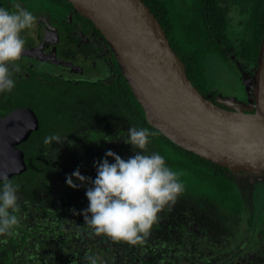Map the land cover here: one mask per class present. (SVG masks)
<instances>
[{"label":"flooded vegetation","instance_id":"flooded-vegetation-1","mask_svg":"<svg viewBox=\"0 0 264 264\" xmlns=\"http://www.w3.org/2000/svg\"><path fill=\"white\" fill-rule=\"evenodd\" d=\"M17 3L30 10L36 20L31 29L22 33L26 43L21 59L17 62L19 72L14 71L16 84L11 92L0 94V116L19 108L31 109L38 119L39 127L32 131L30 136L39 130L41 118L52 119L53 116H58L63 132L61 139L72 142L66 145L68 152L84 155L88 148L95 150L102 147L104 155L101 158H104L108 150L119 156L125 155L130 148L124 147L120 151L119 143H124V139L127 138L124 126H128L125 123L121 124L120 119H116L109 89H113L126 79L107 39L90 19L81 15L67 0H0V7L14 11ZM263 14L264 6L259 8L251 0H174V18L177 25L180 24L181 27L183 22H186L183 27L188 29L192 22L203 27L202 35L193 40V51L202 50L203 74L209 87L206 96L222 107L229 108L222 104L224 97L238 99L237 95L243 97L245 94L242 91L237 94L235 91L237 87L231 83L230 92L222 89L226 78L236 80L233 75L237 72H243L249 79L248 94L253 97L252 77L257 66L258 54L254 59L246 49L249 45H245L244 42L248 44L256 38L259 33L258 25H261L258 20H263ZM180 27L177 26L174 30V47L177 48H182L180 40L184 30ZM259 48L260 45L258 53ZM180 52L182 51L178 50V53H175L186 67ZM95 122H99V125L94 126ZM108 126L114 130H105ZM89 131H96L99 134L91 141L88 137ZM30 136L17 145L24 152V156L25 150L32 147L28 143ZM38 144L37 147H42L45 151L50 148V144L44 142L42 145ZM101 158L89 161L88 166L92 161L96 162ZM89 167L92 172H96L95 167ZM87 177H91V174L88 173ZM240 177L249 178L255 183H264V173L242 174L238 178ZM62 184L65 185V182ZM239 192L242 197V209L245 207L247 212L250 208L252 211L257 210L255 216L253 213L248 215L252 218L253 224L249 236L244 238V240L248 237L257 238L255 248L248 254L250 262V259H255L262 251L259 248L264 243L261 244L260 241V239L264 241V230L260 229L263 223L259 221L261 211L264 209V189L254 193L253 197L250 195L251 189ZM18 193L20 199L22 198L20 211L24 213L22 206L25 204V198L21 190H18ZM242 216L241 214L239 223L244 224L247 218L244 220ZM21 221L19 218L16 229V233L21 232L19 238L15 236L16 233L13 236H0L1 254L5 255L6 250L11 253L7 260L5 259L6 263L0 261V264H14L12 257L16 252L26 251L28 244L33 246L32 239L35 241L40 239L28 236L24 240L23 232L19 228L22 225ZM26 256L29 257L28 254ZM26 256H23V260L27 258ZM62 256H66L65 253L59 254L60 258ZM258 260L264 262V258Z\"/></svg>","mask_w":264,"mask_h":264},{"label":"trees","instance_id":"trees-1","mask_svg":"<svg viewBox=\"0 0 264 264\" xmlns=\"http://www.w3.org/2000/svg\"><path fill=\"white\" fill-rule=\"evenodd\" d=\"M143 1L158 18L173 50L176 53H178V50L182 51L180 52L181 57L186 64V72L193 85L199 92L207 95L209 87L206 84V79L203 74L204 64L202 62V50L193 51V40L202 35L203 27L192 22L188 29L187 27H183L186 22H183L181 27L180 24L177 25L176 19L174 18V0ZM251 1L253 4H257L259 8L264 6V0ZM258 23L261 25H258L259 33L255 36L256 38H253L248 44L244 42L245 45H249L246 49L250 51V55L254 56V59L258 54V47L263 33L264 14L263 20H258ZM177 26L183 28L184 31L187 29L185 32L183 31L181 36L182 39L180 41L182 43V48L174 47V30ZM186 39L188 41H185ZM122 79L121 77V80ZM109 95L113 98L112 102L114 104L113 110L115 112V117L116 119H120L122 122L121 124L125 123L128 128H148L151 132L155 133L154 136L149 137V143L144 150L145 153L152 154L155 152L164 156L168 166L178 174L184 186V191L176 201L179 202L178 199L181 197L187 199L189 203H192L193 210H190L192 213L193 211L206 212L210 210L212 214H215L217 219H219L217 225L213 222L209 223L207 227L202 228V231L203 233H207L208 236L206 237L213 239L215 244H219L222 247L227 246L230 240L233 241L232 235L236 232L233 228L234 226H239L238 223L242 214V197L239 192L237 180L242 174H250L246 172L233 173L225 167L219 166L192 152L182 149L166 138L159 130L147 123L142 107L135 99L131 88L124 79L120 84L117 86L115 85L113 89H109ZM249 111L252 112L253 109H249ZM50 120L52 121L49 122ZM61 133L63 132L60 128L58 116H53L52 119H50V117L46 119L41 118L39 130L34 132L28 140V143L32 147L25 150L27 169L23 173L15 175L10 179L19 186V190L22 191L23 197L25 198V204L23 203L24 205L22 206L23 212L29 211V205H34L35 209L46 219L55 220V228L58 229L59 240L66 244L68 251L73 249L75 255L81 260V264H90L89 257H86L88 254H91V257L97 260V264L101 263L102 258L106 260L104 264H110V254L113 258L112 260H114L111 264H194L191 260L188 262L179 255L174 257L172 254V250H174L173 245L176 244L173 240V231L176 228H181L183 230L185 225L182 221L177 222V224L174 222L176 212L171 210L170 205L164 207L158 213V220L152 226L149 234L144 237L141 242L133 245L124 241L113 240L103 234H95L81 214L88 206L86 201L72 202L67 201L64 197L62 199L53 198L52 195H43V198L40 197L39 194L41 192L50 194L47 190L48 188L43 189V187L49 186V171L51 166H49L48 158L44 155V150L38 148L37 144H43L46 136H61ZM97 134L99 133L96 131H89V140L92 141L95 139ZM119 147L120 151L124 147H129L131 152L137 151V149H133L132 151L130 145L122 142L119 143ZM94 162L95 161H92L89 166L94 167ZM62 182H64V180H62ZM262 186L264 189V183ZM186 204L187 203H181V205L184 206H186ZM70 210H72V212H69ZM27 221L28 220H22L20 224H23L24 227H20L21 225L19 226L23 232L24 240L28 236H34L36 239L41 237V235L45 237L51 232L46 224H36L29 229L28 225L25 226ZM259 221L263 223L260 229L264 230V209L261 211ZM252 224V218L247 217L243 224V226L246 227L244 229L243 227L240 228L246 233L245 235L249 236ZM218 225L220 229L226 231V234L231 235L230 239L229 237L227 238V243H225L226 241H220L221 238H217L216 234L221 233ZM94 237L95 239L98 238V242L93 241ZM233 237H235V235H233ZM217 239L219 242H217ZM256 240V237L253 239L250 238V244L245 247V250L251 252L257 244L255 242ZM252 241L254 243H252ZM260 241L261 244L264 242L261 239ZM111 244L116 246L113 245V251ZM179 245L183 250L186 247V241L180 240ZM82 246L83 250L81 249ZM263 246L259 248V250L262 249L259 253L261 255L257 254L255 259L264 258ZM193 247L191 250H194ZM233 247L235 248L236 246L233 245L232 248ZM1 253L2 251L0 250V261L6 263L7 256L11 253L9 250L4 251L5 255ZM54 254L55 259H57L56 264H60L61 262L65 264L64 256H62V259V257H59V254ZM255 259H250V262H255ZM52 262H54V260ZM72 262L75 263V259H71L70 262L67 260L69 264Z\"/></svg>","mask_w":264,"mask_h":264},{"label":"water","instance_id":"water-1","mask_svg":"<svg viewBox=\"0 0 264 264\" xmlns=\"http://www.w3.org/2000/svg\"><path fill=\"white\" fill-rule=\"evenodd\" d=\"M67 1L107 39L149 125L182 149L233 173H264V32L250 112L222 107L199 92L143 0ZM38 127L29 108L0 116V176L10 179L27 169L17 145Z\"/></svg>","mask_w":264,"mask_h":264},{"label":"clouds","instance_id":"clouds-1","mask_svg":"<svg viewBox=\"0 0 264 264\" xmlns=\"http://www.w3.org/2000/svg\"><path fill=\"white\" fill-rule=\"evenodd\" d=\"M34 14L17 3L15 10L0 7V94L15 87L14 71L19 72L18 61L25 48L22 33L35 24ZM148 128L129 127L124 143L137 149L127 160L111 150L94 162V179L81 175L76 169L66 177V184L77 189L90 184L85 196L88 206L82 211L92 231L113 240L137 244L146 237L158 220V213L174 204L184 191L178 174L159 153L146 154ZM59 135L44 138L45 144L60 143ZM111 158L114 162L110 163ZM19 186L7 175L0 176V236H13L19 224ZM90 264H97L94 257Z\"/></svg>","mask_w":264,"mask_h":264},{"label":"rangeland","instance_id":"rangeland-1","mask_svg":"<svg viewBox=\"0 0 264 264\" xmlns=\"http://www.w3.org/2000/svg\"><path fill=\"white\" fill-rule=\"evenodd\" d=\"M233 77L236 80L232 81L230 78H226L225 81L226 83L222 84V89L226 90V92H230V90L232 89L230 85L232 84L233 86L237 87V90L235 89L237 94H239V92L241 91L245 92L243 96L245 98H243L242 95H237L238 99L236 97L234 98L224 97L225 99L222 100L223 101L222 104L231 108L234 107L235 105L236 107L240 106L239 108L241 109H251L252 97H250L248 94L249 84H250L249 79H247L246 75L243 72H237L236 75H233ZM231 102L233 104H230ZM98 125L99 122H95L94 126H98ZM124 128L126 132L125 134H127L128 127L124 126ZM105 130L112 131L114 130V128L108 126L105 127ZM71 143L72 142L69 141L68 139H61L60 143L53 142L52 144H50L49 149H46V151L44 150V152H46L44 155H46L45 157L49 159V164H50L49 166H51V169L49 171V177H50L49 186H44L43 189L48 188L47 190L50 194L41 192L39 195L42 198L44 197L43 195L46 196L52 195V197L56 199L57 198L62 199L64 197V199H66L67 201H72V202L86 201L88 204V200L85 196V191L86 188L90 187L91 185L90 184L80 185L77 189H73L66 184V177L71 175V173H73L76 169H79L81 175L87 177L88 173H90L91 174L90 178L94 179L96 176V172H92V170L88 166V162L91 160H96L99 157L101 158L102 155H104L103 149L102 147L95 148V150H90L88 148L87 150H85L84 155H81V154L68 152L66 145ZM40 149L43 148L41 147ZM134 152L126 151L125 155H121L120 157L122 159L127 160L130 156L134 155L133 154ZM108 159L110 163L114 162L111 158ZM61 180H64L65 185L62 184L63 182ZM248 183L250 187L247 186ZM237 185L239 191L251 189L250 195L252 197L254 196V193L263 190L262 184L252 182L249 180V178H245V177L238 178ZM18 197H19L18 217L22 220H28L27 223H25V226L28 225V228L31 229V227H33L36 224L37 225L46 224L48 228L51 230V232L45 237L41 235L38 241L32 239L31 242L33 246H29L28 244L26 246V251L22 250L16 252L12 257L14 264H56L57 259H55L54 253L56 254L65 253L66 255L64 256L65 264H69L67 263V260H69L70 262L71 259H75L76 264H81V260H79L78 256L75 255L73 249L68 251L66 244H63L62 241L59 240L60 238H59L58 229L55 228L56 221L53 219H48V218L46 219L44 216L40 214V212H38L35 209L34 205H29L28 206L29 211L22 213L20 211L22 198L20 199L19 193H18ZM178 201L179 202L176 201L174 204H171L170 208L171 210L176 212V216L174 217V222L177 224V222L182 221L185 225V228L183 230L181 228H176L173 231L174 232L173 240L176 243L175 245H173L174 250H172L173 252L172 254L174 255V257L176 255H179L183 259H186L188 262L189 260H191V262L194 264H264L262 260H258V259L255 260V262L253 263L249 262L248 258L250 256L248 257V254L250 252L248 250H245V247L249 244L250 237H248L247 240H244V242H242V239L247 237V235H245L246 233L243 232V229L246 227L243 226V222L238 223L239 226H234L233 230H235L236 232L235 234H233L235 235V237H233L232 235L233 241L232 240H230V242L228 241L229 242L228 245L222 247L219 244H215L213 242V239L207 238L206 236H208V234L203 233L202 231V228L207 227L209 223L213 222L216 223L217 225L218 219L216 215L212 214L210 210L206 212L195 211L191 213L190 210L193 208L192 203H189L187 199L182 197L179 198ZM181 203H187V204L186 206H184L181 205ZM69 212H72V210H70ZM250 213H253V215L255 216L257 214V210L252 211V209L250 208L247 212L244 207L242 209V215H243L242 218L244 217L243 219L245 220ZM21 226H23V224ZM241 227H243V229H240ZM219 231L222 232L223 237H221L220 234H216L217 238H221L220 241H224V242L226 241L225 243H227V238L229 237L230 239L231 235L226 234V231L220 229V226H219ZM15 236L19 238L21 236V232H17ZM3 237H7V236H3ZM93 239L92 240L94 242H98V238L95 239L94 237ZM180 240L186 241V247L183 250L179 245ZM217 242H219L218 239ZM28 243L30 242L28 241ZM113 245L114 244H111L112 251H113V247L115 246ZM233 245L236 246L235 248L233 247L234 249L232 248ZM192 247L194 250H191ZM81 249L83 250V246L81 247ZM26 254H28L29 257H27ZM23 256H26L27 258L23 260ZM37 257H42V258L38 259ZM86 257H91V254H88ZM110 258H111L110 261L111 264L114 261L112 260L113 258L111 254H110ZM53 260L54 262H52ZM105 262L106 260L102 258L101 263L99 264H104ZM75 263L72 262L71 264H75ZM60 264L63 263L61 262Z\"/></svg>","mask_w":264,"mask_h":264}]
</instances>
